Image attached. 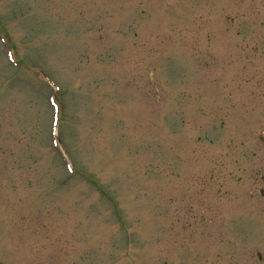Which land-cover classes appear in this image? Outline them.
I'll return each mask as SVG.
<instances>
[{
	"label": "rangeland",
	"instance_id": "374dc122",
	"mask_svg": "<svg viewBox=\"0 0 264 264\" xmlns=\"http://www.w3.org/2000/svg\"><path fill=\"white\" fill-rule=\"evenodd\" d=\"M262 138L264 0H0V264H264Z\"/></svg>",
	"mask_w": 264,
	"mask_h": 264
},
{
	"label": "flooded vegetation",
	"instance_id": "af4514ba",
	"mask_svg": "<svg viewBox=\"0 0 264 264\" xmlns=\"http://www.w3.org/2000/svg\"><path fill=\"white\" fill-rule=\"evenodd\" d=\"M264 143V140H263ZM250 198H256L257 205L264 206V175L259 173L251 179Z\"/></svg>",
	"mask_w": 264,
	"mask_h": 264
}]
</instances>
